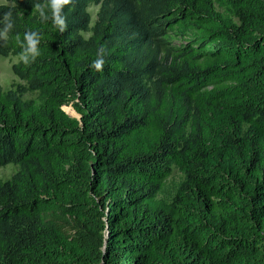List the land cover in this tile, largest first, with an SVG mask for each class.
<instances>
[{
    "label": "trees",
    "instance_id": "obj_1",
    "mask_svg": "<svg viewBox=\"0 0 264 264\" xmlns=\"http://www.w3.org/2000/svg\"><path fill=\"white\" fill-rule=\"evenodd\" d=\"M0 31V264H264V0H6Z\"/></svg>",
    "mask_w": 264,
    "mask_h": 264
},
{
    "label": "rangeland",
    "instance_id": "obj_2",
    "mask_svg": "<svg viewBox=\"0 0 264 264\" xmlns=\"http://www.w3.org/2000/svg\"><path fill=\"white\" fill-rule=\"evenodd\" d=\"M6 3V0H0V4ZM98 7L97 6H91L89 8V12L92 17V22L96 19V12ZM4 38L3 33L0 31V39ZM18 58L9 56V57H1L0 56V85L4 88L10 87L14 82H18L19 80L13 75L11 66L13 63L17 62ZM63 109L65 112H67L70 116H77V114L71 113L72 111L71 106H64ZM73 109V108H72ZM74 111V110H73ZM17 170V166L15 164H8L6 166L0 167V180H5L9 178L12 173H14ZM180 174L176 171L174 172L173 176L170 177L169 182L175 180H179Z\"/></svg>",
    "mask_w": 264,
    "mask_h": 264
},
{
    "label": "clouds",
    "instance_id": "obj_3",
    "mask_svg": "<svg viewBox=\"0 0 264 264\" xmlns=\"http://www.w3.org/2000/svg\"><path fill=\"white\" fill-rule=\"evenodd\" d=\"M66 2H67V0H53V7H54V8H55V7H58L59 4H61V3H66ZM33 44H34V42H33ZM102 63H103L102 60H101V61H97V62H96V67H97L98 69L101 68Z\"/></svg>",
    "mask_w": 264,
    "mask_h": 264
},
{
    "label": "bare ground",
    "instance_id": "obj_4",
    "mask_svg": "<svg viewBox=\"0 0 264 264\" xmlns=\"http://www.w3.org/2000/svg\"><path fill=\"white\" fill-rule=\"evenodd\" d=\"M69 110H71L72 112L71 113H74V111H73V109L71 108V109H69Z\"/></svg>",
    "mask_w": 264,
    "mask_h": 264
},
{
    "label": "water",
    "instance_id": "obj_5",
    "mask_svg": "<svg viewBox=\"0 0 264 264\" xmlns=\"http://www.w3.org/2000/svg\"><path fill=\"white\" fill-rule=\"evenodd\" d=\"M75 112V111H74ZM76 113V112H75ZM75 117H77V118H79V116L77 115V116H75Z\"/></svg>",
    "mask_w": 264,
    "mask_h": 264
}]
</instances>
